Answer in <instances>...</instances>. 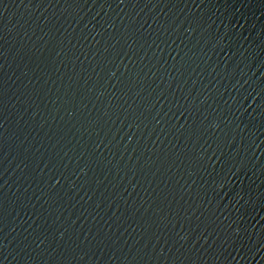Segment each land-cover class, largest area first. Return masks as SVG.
I'll use <instances>...</instances> for the list:
<instances>
[{"label": "water", "instance_id": "95a60500", "mask_svg": "<svg viewBox=\"0 0 264 264\" xmlns=\"http://www.w3.org/2000/svg\"><path fill=\"white\" fill-rule=\"evenodd\" d=\"M0 264H264V0H0Z\"/></svg>", "mask_w": 264, "mask_h": 264}]
</instances>
